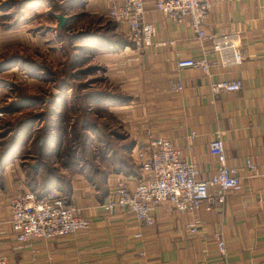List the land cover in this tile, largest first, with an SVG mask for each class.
I'll use <instances>...</instances> for the list:
<instances>
[{
    "label": "crops",
    "instance_id": "crops-1",
    "mask_svg": "<svg viewBox=\"0 0 264 264\" xmlns=\"http://www.w3.org/2000/svg\"><path fill=\"white\" fill-rule=\"evenodd\" d=\"M76 1L85 18H95L88 23L94 25L109 20L110 7L117 0ZM213 2L205 29L242 36L240 66H220L211 42L200 41L188 21L165 17L152 1L144 20L157 29L155 44L137 50L132 44L114 48L117 41H108L111 46L100 58L111 64L102 68L109 77L128 79L122 87L131 99L117 110L129 140L135 142L136 161L137 142L167 138L196 164L198 179L209 181L220 166L210 152V142L219 133L228 165L241 176L242 189L230 191L222 207L208 209L211 203L205 201L194 214L163 203L155 210V225L148 227L131 213L109 216L101 208L108 193L94 189L83 174L74 172L68 200L91 219L90 230L19 243L11 229L8 204L15 191H28L27 175L15 161L3 162L0 156V255L10 264H264V0ZM204 51L211 63L208 73L177 67L180 58L201 57ZM170 78H180L184 89L173 92ZM235 79L243 81L241 90L212 92V84ZM247 159L257 165V173L246 166ZM123 178L132 188L139 179L111 172L109 190ZM210 191L216 195L217 188ZM194 221L200 224L197 233L186 228ZM140 231L143 237L135 238ZM221 239L226 242L225 254L219 249Z\"/></svg>",
    "mask_w": 264,
    "mask_h": 264
},
{
    "label": "rangeland",
    "instance_id": "rangeland-1",
    "mask_svg": "<svg viewBox=\"0 0 264 264\" xmlns=\"http://www.w3.org/2000/svg\"><path fill=\"white\" fill-rule=\"evenodd\" d=\"M77 4L76 0H0V108L4 113L0 121V154L17 139L11 159L26 175L30 166L38 164L39 152L46 146L52 154L45 156L43 166L48 168H54V164L58 167L60 159L75 163L76 172L82 167L88 171L85 161L106 166L101 157L90 159L89 151L93 147L101 150L103 143L99 139L106 124H125L117 110L120 105L101 102L92 95L85 100L83 97L96 91L127 93L122 85L128 79L109 77L102 68L110 62L100 58L110 42L119 38L130 41L127 28L108 18L88 24L95 18H85ZM57 15L67 18L61 28ZM119 26L122 30L114 34ZM86 33L95 35L94 41L107 39L106 47L84 38L75 40ZM90 67L92 71H87ZM86 122L102 129L93 130L89 125L82 129ZM103 133L114 146L120 144L108 131ZM84 140L85 153L80 149ZM79 156L86 159L81 161ZM41 174L44 172L36 180L41 179Z\"/></svg>",
    "mask_w": 264,
    "mask_h": 264
},
{
    "label": "built area",
    "instance_id": "built-area-1",
    "mask_svg": "<svg viewBox=\"0 0 264 264\" xmlns=\"http://www.w3.org/2000/svg\"><path fill=\"white\" fill-rule=\"evenodd\" d=\"M148 1H152L155 9L172 21H188L200 41L211 42L212 54H215L220 66L230 68L243 63V38L239 33L208 32L205 29L214 6L213 0L115 1L108 17L127 28L129 39L137 50L155 44L157 29L144 20L149 13L146 8ZM207 54L204 51L201 57L180 58L177 67L198 68L208 73L211 63ZM169 85L173 92L184 89L180 78H170ZM242 87L243 81L235 79L216 82L211 89L214 94H218L222 91H238ZM3 114L0 110V121ZM210 152L218 158L220 166L211 180L201 181L198 179L196 164L187 160L183 151L170 139L149 137L137 142L136 159L140 163L144 179H138L133 188L125 178L119 180L109 191L101 208L109 216L131 213L142 225L151 227L155 225V210L163 203H169L176 210L189 214L199 210L205 201L211 203L208 209L222 207L230 191L239 192L242 189V179L238 169L228 165L225 143L219 133L210 142ZM246 166L257 173L258 167L251 159L246 160ZM212 187L217 188L216 195L211 194ZM8 208L11 229L19 243L88 231L92 225L90 218L81 215L80 209L75 205L67 204L57 191L41 198L31 191H16L9 200ZM199 226V222L194 221L188 223L186 228L191 233H197ZM134 237L142 238L143 233L136 232ZM218 245L221 253L225 254L226 242L221 239ZM141 255H146V251L143 250ZM0 264L10 263L0 255Z\"/></svg>",
    "mask_w": 264,
    "mask_h": 264
},
{
    "label": "trees",
    "instance_id": "trees-1",
    "mask_svg": "<svg viewBox=\"0 0 264 264\" xmlns=\"http://www.w3.org/2000/svg\"><path fill=\"white\" fill-rule=\"evenodd\" d=\"M95 37V35L92 34H79L76 36V41H82L88 40V41H94L92 38ZM91 38V39H90ZM104 37H102L103 39ZM116 44L118 48L124 47L127 44H132L131 41H124L122 38H119L116 40ZM96 44H99L102 47H106V44L104 41H96ZM87 71H92L91 67L87 69ZM115 91V90H114ZM93 98H98L101 102H110L117 105H126L129 103L131 97L128 95V93L124 92H117L115 91L113 94H108L106 91H96L93 93H85L84 100L91 96ZM90 123L86 122L82 129L87 127ZM91 129L93 130H100L102 128L96 127L93 124L89 125ZM105 129L101 130V133L103 134L102 137L99 139L101 143H103L101 150H98V148L93 147L91 151H89L88 157L92 160H95L98 157H101V160L104 162L106 166L98 164H92L91 161L87 162L85 161V165L88 164V171L85 170L84 167H82L81 171L78 173L83 174L85 178L88 180V182L94 187L96 190H101L104 193L109 194V188H108V182H107V176L109 173H123L125 176L129 175H135L139 180L144 179V174L141 171L140 163L139 161L135 160L132 156V152L135 146V142L129 140V135L124 129V126L120 124L119 126L112 124H106ZM90 129V130H91ZM25 129L23 128V131ZM104 130L108 131V135L111 137H114L116 141H120V144H112L111 142L107 141L105 138ZM103 131V132H102ZM106 142V143H105ZM17 143V139H13L10 143V145L6 148V150L0 154L3 162L11 160V158L14 156V151H12L13 147L12 145H15ZM19 143V139H18ZM105 143V144H104ZM91 146V145H90ZM81 152L84 153L87 151L86 147V141L84 140L83 144L80 147ZM68 152V149H66ZM66 154V153H65ZM51 151L47 152V146L40 150L39 152V159L38 164L36 166H30L29 169V175L26 176V190L34 192L38 197H43L47 193H50L52 191H57L58 195L62 197L67 204H71V202L68 200V195L71 191V175L76 172L74 171L75 163L69 162L66 159H60V164L58 167L54 164V168H48V166L45 165V159H47L45 156H50ZM68 157V155H66ZM86 156V155H85ZM79 160H83L86 157L79 156ZM87 157V158H88ZM81 160V161H82ZM73 164V165H70ZM57 169V171H56ZM43 171L44 174H41V179L36 180V177L40 174V172ZM56 171V172H55ZM27 177H30L32 182H28Z\"/></svg>",
    "mask_w": 264,
    "mask_h": 264
},
{
    "label": "water",
    "instance_id": "water-1",
    "mask_svg": "<svg viewBox=\"0 0 264 264\" xmlns=\"http://www.w3.org/2000/svg\"><path fill=\"white\" fill-rule=\"evenodd\" d=\"M56 19L58 21V28H61L67 20L63 15H57Z\"/></svg>",
    "mask_w": 264,
    "mask_h": 264
}]
</instances>
